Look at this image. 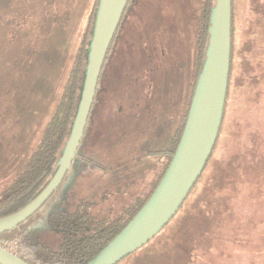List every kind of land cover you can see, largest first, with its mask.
<instances>
[{
	"label": "rangeland",
	"instance_id": "rangeland-1",
	"mask_svg": "<svg viewBox=\"0 0 264 264\" xmlns=\"http://www.w3.org/2000/svg\"><path fill=\"white\" fill-rule=\"evenodd\" d=\"M94 5L95 0H0V199L30 161L56 111ZM234 20L226 115L199 189L207 179L210 186L203 195V189L192 194L189 203L195 223L187 264H264V0H234ZM187 101L179 100L172 112L177 116L165 124L166 136H154L161 125L157 119L147 121L141 135L140 123L126 117L127 135L92 144L81 140L77 153L101 166L85 167L76 157L50 199L1 239L29 237L57 249L60 238L48 223L50 213L72 210L84 200L93 214L115 215L146 195L166 159L142 154L139 146L146 141L152 149L169 147L175 140L171 129L177 126L179 136L185 122ZM171 249L163 244L143 258L176 264Z\"/></svg>",
	"mask_w": 264,
	"mask_h": 264
},
{
	"label": "water",
	"instance_id": "water-1",
	"mask_svg": "<svg viewBox=\"0 0 264 264\" xmlns=\"http://www.w3.org/2000/svg\"><path fill=\"white\" fill-rule=\"evenodd\" d=\"M129 0H98L75 117L60 166L45 189L21 209L0 217V234L36 213L62 184L84 135L110 43ZM233 0H216L206 57L176 151L151 196L87 264H118L148 243L174 217L203 173L220 132L229 84ZM0 264H31L0 244Z\"/></svg>",
	"mask_w": 264,
	"mask_h": 264
},
{
	"label": "flooded vegetation",
	"instance_id": "flooded-vegetation-1",
	"mask_svg": "<svg viewBox=\"0 0 264 264\" xmlns=\"http://www.w3.org/2000/svg\"><path fill=\"white\" fill-rule=\"evenodd\" d=\"M209 28L210 0H129L102 66L82 140L92 144L98 138L127 135L126 117L140 123L141 135L146 122L157 119L161 125L154 136H166L165 124L174 121L177 115L172 112L185 98L186 120L206 57ZM169 136H175L173 143L177 140V126ZM146 145L150 146L144 141L139 146L142 154ZM81 154L74 159L82 161Z\"/></svg>",
	"mask_w": 264,
	"mask_h": 264
},
{
	"label": "trees",
	"instance_id": "trees-1",
	"mask_svg": "<svg viewBox=\"0 0 264 264\" xmlns=\"http://www.w3.org/2000/svg\"><path fill=\"white\" fill-rule=\"evenodd\" d=\"M97 2L98 0H95V5L89 22L90 27L88 26L84 35V44L79 48L75 56L71 71L69 72L63 87L61 100L57 105L52 119L47 123L42 132V137L36 151L24 170L19 173L13 180L12 184L6 187L1 193L0 217L21 209L35 199L49 184L60 166V160L68 141L81 94L82 80L86 69V55ZM215 5L216 0H210V17ZM234 43L235 20L233 0L229 84L223 120L217 142L203 173L200 175L188 197L174 217L148 243L121 260L118 264H147V257H145L146 260L143 258L146 250L157 248L163 244L171 245L170 259L171 261L176 262V264H184V262L187 264L188 260H190V234L193 231L195 216L191 213L192 210L189 207V203L192 202V194L196 193L197 190L199 191L203 189L201 191V195H203L205 189L210 186V184L208 185L209 180L207 179L199 189L204 174L208 170L210 162L214 157V152L225 120L230 91L231 71L234 61ZM184 126L185 122L180 129L177 140L169 147L152 149L147 145L144 146L145 151L143 154L163 156L166 160L164 163L160 164V170L157 175L158 181L153 189L146 195L139 197L133 204L127 206L119 213L115 215L113 213L99 215L93 214L90 210V203L81 200L77 203V206L74 209L69 210L63 208L49 216L51 228L60 238V244L57 249H53L51 246L43 243H34L28 237H14L7 240L1 239L2 235L9 233L12 230L0 234V244L31 264H87L89 260H91L127 225L151 196L170 164L181 138ZM81 157L85 167L101 166L86 154H81ZM200 225L201 224H199V226ZM163 233L165 234L162 236ZM156 240L158 244H154ZM10 241L13 243L10 244ZM151 244L154 245L150 247ZM161 256H163V254H161ZM153 262H148V264H160V262Z\"/></svg>",
	"mask_w": 264,
	"mask_h": 264
}]
</instances>
